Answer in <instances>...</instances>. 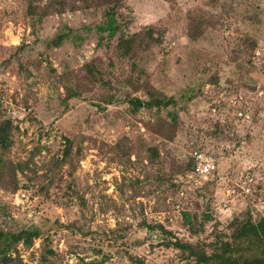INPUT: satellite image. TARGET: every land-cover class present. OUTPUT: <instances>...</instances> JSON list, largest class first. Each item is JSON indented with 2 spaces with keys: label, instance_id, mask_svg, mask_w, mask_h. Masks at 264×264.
<instances>
[{
  "label": "rangeland",
  "instance_id": "rangeland-1",
  "mask_svg": "<svg viewBox=\"0 0 264 264\" xmlns=\"http://www.w3.org/2000/svg\"><path fill=\"white\" fill-rule=\"evenodd\" d=\"M27 8L0 0V126L10 120L13 139L0 155L27 163L18 190L0 184V225L41 236L0 264H195L142 224L210 249L236 215L264 216V0H126L116 16L124 32L163 34L137 57L119 55L120 33L97 46L107 7L42 22ZM149 85L178 97L195 87L174 133L163 131L166 110L134 111L130 98H147ZM65 138L72 164L56 167ZM196 148L218 157L216 180L188 175Z\"/></svg>",
  "mask_w": 264,
  "mask_h": 264
},
{
  "label": "trees",
  "instance_id": "trees-1",
  "mask_svg": "<svg viewBox=\"0 0 264 264\" xmlns=\"http://www.w3.org/2000/svg\"><path fill=\"white\" fill-rule=\"evenodd\" d=\"M126 0H27V12L29 16L35 17L37 21L42 22L45 17L53 13H65L68 9L77 11L88 7H107V20L102 25L98 26L97 46L102 45L104 39L103 33H107V39L110 41L114 36L120 33L117 43L118 53L122 57H137L140 51L147 49L151 44H160L163 39V34L158 28L153 25L147 26L140 31L134 33H126L123 30V25L117 21V13L119 8L124 6ZM70 31L72 28L68 27ZM70 36L69 32L60 33L52 39L51 43L54 47H60L63 41ZM81 38L80 36H78ZM82 39V38H81ZM93 61V60H92ZM136 69L138 65L133 63ZM90 75L97 78V67L93 62H86L84 65ZM217 76L214 75L211 82H216ZM149 82H146L148 84ZM147 98L133 96L130 98V103L134 111H139L142 108L155 110L159 115L158 118H163L161 112L166 110V119L163 120L164 125L169 128L163 130L166 133H174L179 126V117L182 109H185L187 103L193 100L197 94L193 86L187 87L185 93H181L180 97L177 94L168 95L163 91L154 88L152 85L147 86ZM70 91V90H69ZM199 92L202 93L201 88ZM74 92L67 95V98L73 97ZM180 100L185 102V105H180ZM244 117V116H243ZM241 117V118H243ZM11 121L6 120L0 126V148L3 152H7L13 144ZM66 145L62 156L56 167L64 163L72 164V141L65 138ZM201 149V148H196ZM206 150V149H205ZM212 152L210 150H207ZM79 154L82 150L79 148ZM152 157H156L158 150L151 149ZM214 153V152H212ZM215 154V153H214ZM216 155V154H215ZM26 162H13L6 158L5 154L0 155V184L6 188L16 191L19 189L18 173H23ZM188 175L194 173V161L189 157L187 164ZM192 177V176H191ZM199 178V177H198ZM216 180L209 179L207 183ZM201 183L202 180L199 178ZM188 217V213H185ZM142 227L149 230L160 229L166 239L163 245L167 248H176L181 252V258L194 261L195 264H264V216L255 218L251 211L243 212L236 215L228 224L227 232H219L211 243V248L207 249L206 242L192 243L183 241L179 238H171L172 231L165 228L162 224L154 225L144 222ZM41 236L39 228H23L18 232L5 231L0 225V260L7 261L9 251L22 242L32 244L35 238ZM51 251V250H50ZM52 252V251H51ZM131 259L137 264H145V261L140 257L131 256Z\"/></svg>",
  "mask_w": 264,
  "mask_h": 264
},
{
  "label": "built area",
  "instance_id": "built-area-1",
  "mask_svg": "<svg viewBox=\"0 0 264 264\" xmlns=\"http://www.w3.org/2000/svg\"><path fill=\"white\" fill-rule=\"evenodd\" d=\"M239 116H245L244 112L240 111ZM190 158L194 161L195 173L202 181H208L219 172V159L212 152L205 149H193L190 152ZM249 180L252 178L249 177Z\"/></svg>",
  "mask_w": 264,
  "mask_h": 264
}]
</instances>
